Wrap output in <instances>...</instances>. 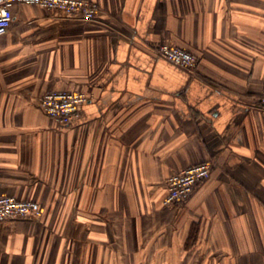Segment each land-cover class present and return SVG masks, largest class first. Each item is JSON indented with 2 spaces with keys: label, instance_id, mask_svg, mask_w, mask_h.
Instances as JSON below:
<instances>
[{
  "label": "crops",
  "instance_id": "0c3cea01",
  "mask_svg": "<svg viewBox=\"0 0 264 264\" xmlns=\"http://www.w3.org/2000/svg\"><path fill=\"white\" fill-rule=\"evenodd\" d=\"M90 1L92 21L17 5L0 37V196L42 208L0 220V264H264V0ZM50 90L89 100L63 126ZM206 161L166 205L167 179Z\"/></svg>",
  "mask_w": 264,
  "mask_h": 264
},
{
  "label": "built area",
  "instance_id": "2783aa9c",
  "mask_svg": "<svg viewBox=\"0 0 264 264\" xmlns=\"http://www.w3.org/2000/svg\"><path fill=\"white\" fill-rule=\"evenodd\" d=\"M17 5H38L81 21L94 20L101 11L99 4L90 0H0V37L10 29ZM156 53L184 69H193L199 64V58L194 52L174 43L160 44ZM88 100L89 95L83 91L50 90L43 94L40 102L47 116L67 126L80 116L81 108ZM260 102L264 104V90L260 95ZM213 166L211 161H206L172 174L167 179L165 204L174 205L188 200L196 186L211 176ZM41 214V205L36 200H23L11 195L0 196V220L37 219Z\"/></svg>",
  "mask_w": 264,
  "mask_h": 264
}]
</instances>
